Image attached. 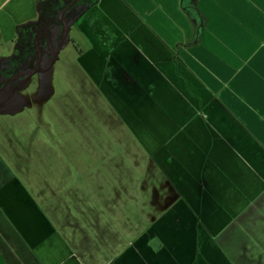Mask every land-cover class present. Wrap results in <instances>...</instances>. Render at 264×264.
Segmentation results:
<instances>
[{
    "label": "crops",
    "instance_id": "obj_1",
    "mask_svg": "<svg viewBox=\"0 0 264 264\" xmlns=\"http://www.w3.org/2000/svg\"><path fill=\"white\" fill-rule=\"evenodd\" d=\"M39 5L0 0V61ZM73 26L87 103L142 154L122 140L135 169L107 194L80 164L24 166L0 122V264H264V0H96Z\"/></svg>",
    "mask_w": 264,
    "mask_h": 264
},
{
    "label": "rangeland",
    "instance_id": "obj_2",
    "mask_svg": "<svg viewBox=\"0 0 264 264\" xmlns=\"http://www.w3.org/2000/svg\"><path fill=\"white\" fill-rule=\"evenodd\" d=\"M70 1L73 2L41 1L39 22L28 32H22L23 28H27L25 25L19 28L21 31L15 53L9 54L8 60L0 61V113L20 115L22 120L19 123L22 127L18 128L16 120L0 118V122L2 129L5 128L13 135L18 134L17 129L22 130L28 142L34 144L35 148L28 147L35 151L34 154L24 161L23 165L31 166L32 162L39 165V176L50 175L44 167L48 162L56 164L55 175H62L60 169L66 163L70 166H75L73 163H76L82 168L71 167L73 172L78 171L75 175L83 174L85 170L89 175L97 176L102 172V188L105 193H115L116 189L124 191L122 186H130L127 178L130 164L133 163L134 171L135 163L134 155L132 157L129 149L121 147L122 140L127 139L131 150L137 155L142 154L139 151L142 148L135 136L121 134L120 130H116L115 134L113 131L109 133L101 113L87 103L89 98L97 96L96 91L100 97L99 103H103L105 99L101 96L99 88L88 78L86 82L81 81L85 72L81 69L78 50H85L87 41L81 36L79 40H74L76 36H73V32H76V29L73 24L81 9L92 2L80 0L67 12V34L61 43L63 27L59 17ZM49 42L54 47L52 53H58L61 49L63 54L46 53ZM37 48L41 53L38 69L22 82L21 77L16 76L22 71L31 72L35 69ZM12 87L15 90L9 89ZM14 92L18 98L10 100L9 97ZM24 139L15 145L17 149ZM9 159L16 160L13 156ZM20 172L28 174L26 170Z\"/></svg>",
    "mask_w": 264,
    "mask_h": 264
},
{
    "label": "water",
    "instance_id": "obj_3",
    "mask_svg": "<svg viewBox=\"0 0 264 264\" xmlns=\"http://www.w3.org/2000/svg\"><path fill=\"white\" fill-rule=\"evenodd\" d=\"M79 1L80 0H73V2L71 4H69V6H67L63 10L61 17H59V19L61 20L62 25H63L61 43L64 41V39L66 37V34H67V24H66V20H65L66 13H67L68 10H70ZM51 54H57V52L56 53H51ZM39 60H40V51L37 48V51H36V65H35V69L33 71H31V72L26 73V74L32 75L33 73H35L37 71L38 64H39ZM20 74H23V73H20ZM17 76H19V75H17Z\"/></svg>",
    "mask_w": 264,
    "mask_h": 264
},
{
    "label": "flooded vegetation",
    "instance_id": "obj_4",
    "mask_svg": "<svg viewBox=\"0 0 264 264\" xmlns=\"http://www.w3.org/2000/svg\"><path fill=\"white\" fill-rule=\"evenodd\" d=\"M69 6V5H68ZM67 14V13H66ZM60 20V19H59ZM61 21V20H60ZM46 52H50V53H52L53 52V49H50V47L48 46V49H47V51ZM49 53V54H50ZM41 54V53H40ZM20 73H23V74H20ZM18 75L19 76H16V77H21V80H22V82H25L26 80H27V77H29L30 75H28V74H26V73H28V72H26V71H23V72H20ZM16 77H14V78H16ZM12 79V78H11ZM11 79H10V81H11ZM10 81H8V83L10 82ZM10 84H8L7 86L8 87H10L9 86ZM7 86L5 87V88H7ZM9 89H11V91H13V90H15V88L14 87H12V88H9Z\"/></svg>",
    "mask_w": 264,
    "mask_h": 264
},
{
    "label": "trees",
    "instance_id": "obj_5",
    "mask_svg": "<svg viewBox=\"0 0 264 264\" xmlns=\"http://www.w3.org/2000/svg\"><path fill=\"white\" fill-rule=\"evenodd\" d=\"M41 1H43V0H38V2L40 3ZM96 0H89L88 2H95ZM69 4H71V1L68 3V5ZM88 5V4H87ZM61 22V21H60ZM62 23V22H61ZM29 25V24H28ZM28 25H25V26H28ZM62 27H63V25H62ZM20 29H21V27H20ZM24 29V28H23ZM20 31V30H19ZM79 51V50H78Z\"/></svg>",
    "mask_w": 264,
    "mask_h": 264
}]
</instances>
